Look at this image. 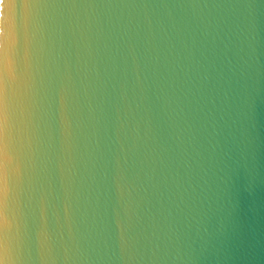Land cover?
<instances>
[{"label": "water", "instance_id": "1", "mask_svg": "<svg viewBox=\"0 0 264 264\" xmlns=\"http://www.w3.org/2000/svg\"><path fill=\"white\" fill-rule=\"evenodd\" d=\"M0 264H264V0H0Z\"/></svg>", "mask_w": 264, "mask_h": 264}]
</instances>
